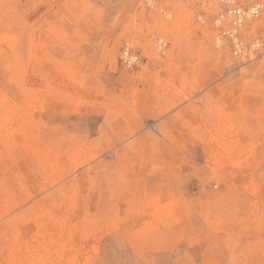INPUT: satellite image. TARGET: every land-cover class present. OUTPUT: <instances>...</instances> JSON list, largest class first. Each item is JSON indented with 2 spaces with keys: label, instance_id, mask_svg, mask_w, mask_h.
Segmentation results:
<instances>
[{
  "label": "rangeland",
  "instance_id": "rangeland-1",
  "mask_svg": "<svg viewBox=\"0 0 264 264\" xmlns=\"http://www.w3.org/2000/svg\"><path fill=\"white\" fill-rule=\"evenodd\" d=\"M65 1L0 0V264H264V63L221 0Z\"/></svg>",
  "mask_w": 264,
  "mask_h": 264
},
{
  "label": "built area",
  "instance_id": "built-area-1",
  "mask_svg": "<svg viewBox=\"0 0 264 264\" xmlns=\"http://www.w3.org/2000/svg\"><path fill=\"white\" fill-rule=\"evenodd\" d=\"M224 8L217 15L214 22L218 29L215 37L217 46L227 44L232 56L250 62L261 60L264 63V40L261 38H247L243 34L246 23L260 15L262 4L256 2L250 6H242L237 0H221ZM159 51L165 50L167 42L159 39L156 44ZM121 60L126 65H134L138 56L127 44L122 51Z\"/></svg>",
  "mask_w": 264,
  "mask_h": 264
},
{
  "label": "bare ground",
  "instance_id": "bare-ground-1",
  "mask_svg": "<svg viewBox=\"0 0 264 264\" xmlns=\"http://www.w3.org/2000/svg\"><path fill=\"white\" fill-rule=\"evenodd\" d=\"M65 2H66V4H70V5L81 4L78 0H70V1H65ZM63 4H64V3H63ZM66 6H67V5H66ZM63 8H65L64 5H63ZM50 28H51V27H50ZM11 32H12V31H11ZM70 36H71V35H70ZM44 37H45V36H44ZM47 39H48V38H47ZM39 50H40V49H39ZM6 62H7V61H6ZM242 62H243V61H242ZM258 70H259V67H258ZM19 124H20V123H19ZM35 128H36V127H35ZM42 142H43V141H42ZM28 165H29V164H28ZM29 167H30V166H29ZM12 169H13V168H12ZM57 174H58V173H57ZM38 178H39V177H38ZM0 194H1V193H0ZM5 194H6V193H5ZM3 196H4V195H3ZM1 198H2V197H1ZM2 199H4V198H2ZM2 199H1V200H2ZM1 200H0V202H1ZM2 201H3V200H2ZM177 201H178V200H177ZM1 203H3V202H1ZM1 203H0V204H1ZM0 206H1V208H3L2 205H0ZM4 207H5V206H4ZM11 207H12V206H11ZM0 210H1V209H0ZM10 210H11V209H10ZM17 210H18V209H17ZM17 210H16V211H17ZM14 211H15V210H14ZM16 211H15V212H16ZM19 212H20V211H19ZM1 213H2V212H1ZM1 213H0V214H1ZM7 213H8V212H7ZM11 214H12V213H11ZM15 214H16V213H15ZM20 214H21V213H20ZM20 214H19V215H20ZM4 215H5V213H4ZM5 216H6V215H5ZM16 219H18V217H17V218H13V219L10 218L11 221L13 220V223H14V221H15ZM19 219H20V217H19ZM6 220H7V217L5 218V221H6ZM5 221H4V224L6 223ZM17 221H18V220H17ZM8 222L10 223L9 220H8ZM18 222H19V221H18ZM2 223H3V222H2ZM4 224H3V225H4ZM5 225H6V224H5ZM8 225H9V224H8ZM11 225H13V224L11 223ZM17 225H18V224H17ZM17 225H16V226H17ZM22 225H23V224H22ZM0 227H1V226H0ZM3 227H4V226H3ZM8 227H9V226H8ZM13 227H14V226H13ZM21 227H22V226H21ZM23 227H24V225H23ZM4 228H5V227H4ZM11 228H12V227H11ZM17 228H18V227H17ZM66 228H67V227H66ZM15 229H16V228H15ZM15 229H14V231L16 232L17 229H16V230H15ZM18 229H19V228H18ZM10 230H11V229H10ZM23 230H24V229H23ZM63 230H64V229H63ZM8 231H9V230H8ZM66 231H67V230H65L64 232H66ZM71 231H72V230H71ZM18 232H19V231H18ZM22 232H23V231H22ZM22 232H20V235H21ZM12 233H14V232H12ZM12 233H9V234H6V235L8 236V235H11ZM1 234H2V235H1ZM3 234H4V233H3V229H2V230H0V235H1V236H4L5 234H4V235H3ZM62 234H63V233H62ZM26 235H27V234H26ZM7 236H6V237H7ZM27 236H28V235H27ZM6 237H3V238H6ZM19 237H20V236H19ZM22 237L24 238V236H22ZM22 237H21V238H22ZM28 237H29V236H28ZM11 238H12V237H11ZM16 238H17V237H16ZM1 239H2V238H1ZM14 239H15V238H14ZM17 239H19V238H17ZM2 240H3V239H2ZM5 240H8V239H5ZM10 240H11V239H10ZM12 240H13V239H12ZM20 240H21V239H20ZM27 241H28V240H27ZM4 242H6V241H3V243H4ZM7 242H8V241H7ZM10 242H13V241H10ZM18 242H19V241H18ZM13 243H14V242H13ZM23 243H24V241H23ZM26 243H27V242H26ZM6 244H7V243H6ZM8 244H9V243H8ZM19 244H20V243H19ZM30 244H31V243H30ZM3 245H4V246H3ZM3 245H2V242H1V244H0V252H1V253L5 252V251H4V247H6V245H5V244H3ZM23 246H24V245H23ZM30 246H32V245H30ZM71 246H72V245H71ZM77 246H78V245H77ZM21 247H22V246H21ZM12 248H13V247H12ZM16 248H17V246H16ZM67 248H68V247H67ZM14 249H15V248H14ZM17 249H18V248H17ZM20 249H21V248H20ZM20 249H18V250H20ZM71 249H72V248H71ZM12 250H13V249H12ZM21 250H22V249H21ZM26 250H27V249H26ZM8 251H9V250H7V252H8ZM73 251H74V250H73ZM91 251H92V250H91ZM9 252H10V251H9ZM9 252H8V254H9ZM20 252H21V251H20ZM18 253H19V252H18ZM28 253H29V252H28ZM91 253H92V252H91ZM4 254H5V253H4ZM8 254H7V255H8ZM26 254H27V253H26ZM69 254H70V253H69ZM5 255H6V254H5ZM12 255H13V254H12ZM14 255H15V254H14ZM22 255H23V254H22ZM17 256H19V255H17ZM0 257H1V256H0ZM3 257H4V255H3ZM15 257H16V256H15ZM53 257H54V256H53ZM5 259H6V256H5ZM54 260H55V259H54ZM52 261H53V260H52ZM0 262H1V261H0ZM49 262H50V261H49ZM56 262H57V261H56ZM40 263H41V262H40ZM54 263H55V262H54ZM37 264H38V263H37ZM134 264H135V263H134Z\"/></svg>",
  "mask_w": 264,
  "mask_h": 264
}]
</instances>
